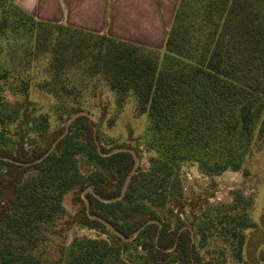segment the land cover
I'll return each instance as SVG.
<instances>
[{"label":"trees","instance_id":"16d2710c","mask_svg":"<svg viewBox=\"0 0 264 264\" xmlns=\"http://www.w3.org/2000/svg\"><path fill=\"white\" fill-rule=\"evenodd\" d=\"M17 53L24 70L36 64L42 73L36 87L53 98L60 115L90 112L84 96L94 98L103 86L115 100L112 127L131 102L137 117H147L155 153L121 200L105 203L88 192L87 212L83 192L89 187L104 199L120 196L132 154L104 156L110 150L99 145L87 116L33 148L50 128L49 115H33L29 101L11 105L0 95V190L13 188L0 223V264H244L246 230L256 228L252 200L234 191L230 205L206 204L187 228L177 213L185 204L180 165L195 161L205 176H214L229 169L248 175V166L258 163L264 151V0H180L164 53L42 21L14 0H0V83L26 98L28 84L4 65ZM74 76L79 82H70ZM69 194L82 205L80 224L108 238H74L54 257L50 244ZM97 218L126 238L150 220L159 224L124 242ZM131 249L141 254L123 257Z\"/></svg>","mask_w":264,"mask_h":264},{"label":"rangeland","instance_id":"374dc122","mask_svg":"<svg viewBox=\"0 0 264 264\" xmlns=\"http://www.w3.org/2000/svg\"><path fill=\"white\" fill-rule=\"evenodd\" d=\"M159 50L164 53V47ZM4 65L19 75V78L15 80L18 79L17 81L19 82L21 75L25 83L28 84V95L25 98L19 94H14L10 88L0 83V95L4 100L11 105H17L27 100L30 103H28V110L31 114L38 116L47 113L50 118V128L45 138L36 136V145H31L26 140V148L30 151L31 147L34 148L38 144L46 145L65 133L67 122L72 115H60L57 113L54 110L53 98L37 89L36 85L42 73L37 70L36 64L32 63L30 67L24 70L23 65L21 64L20 66V53H17L16 60L13 63L9 62ZM70 82L77 83L79 79L74 76V78L70 79ZM84 97L88 101L87 104L90 111L84 112L92 116L91 120L99 132L97 135L99 145L107 147L110 151L117 148L132 149L138 156V168L148 169L149 157L155 152L149 143L147 117H137L130 102L116 118L114 125L110 127L108 123L115 115L113 94L102 86L94 98L89 97V95ZM9 147L13 148L14 146L10 144ZM257 159L259 160L256 165L248 166V175L242 171L229 169L219 175L205 176L200 170L198 162L185 161L180 165V171L184 179L185 204L177 213H182L187 228H191V225L195 222L197 211L206 206V204L222 203L230 205L234 191L240 190L245 197L252 200L251 217L256 223V228L246 230L247 245L244 254V264H264V151L257 155ZM81 166L84 171L87 170L83 162ZM12 194L13 188L9 184H5L0 190V223L2 213L7 208L8 200ZM64 205L67 211L66 215L59 221L57 226L59 233L53 237L50 244L52 256L57 257L59 255V247L61 245H69L74 238H108V235L88 229L80 224L83 211L82 205L75 201L73 194H69L66 197ZM172 221H174V218H172ZM139 254H141L140 250L137 252L135 249H131L130 252L123 254V257L127 256V258L131 257L134 259ZM202 254L204 255L203 251Z\"/></svg>","mask_w":264,"mask_h":264},{"label":"crops","instance_id":"0c3cea01","mask_svg":"<svg viewBox=\"0 0 264 264\" xmlns=\"http://www.w3.org/2000/svg\"><path fill=\"white\" fill-rule=\"evenodd\" d=\"M36 19L162 49L180 0H14Z\"/></svg>","mask_w":264,"mask_h":264},{"label":"water","instance_id":"95a60500","mask_svg":"<svg viewBox=\"0 0 264 264\" xmlns=\"http://www.w3.org/2000/svg\"><path fill=\"white\" fill-rule=\"evenodd\" d=\"M80 116H87L89 117L90 119L92 118V116L87 113V112H84V111H81V112H77L75 113L74 115H72V117L68 120L67 122V125H66V131L64 133V135L67 133L68 131V127ZM63 135V136H64ZM62 136V137H63ZM60 137V138H62ZM59 138V139H60ZM58 139V140H59ZM58 140L55 142V144L58 142ZM53 150V148L45 155V157ZM119 152H128V153H131L133 158H134V166L130 172V174L127 176L125 182H124V185L122 187V190H121V194L119 197L117 198H114V199H104L103 197L99 196L98 194H96L93 190L92 187H89L87 188L84 192H83V198L85 199V195L88 193V192H91L93 193L100 201L102 202H105V203H110V202H115V201H118V200H121L125 195H126V192L129 188V185L132 181V177L133 175L136 173L137 171V168H138V156L136 154V152L132 149H128V148H117V149H113L111 151H109L108 153L106 154H103L104 156H110V155H113V154H116V153H119ZM85 204H86V210L87 212H89L90 210V207H89V202L85 199ZM94 218V217H92ZM99 221H101L107 228V230L109 232H111L112 234L116 235L117 237H119L120 239H122L124 242H127V241H132L134 237H136L141 230H143L145 228V226L149 225V224H152V223H158L157 221L155 220H150L148 221L143 227H141L138 231H136L133 235V238H126L123 234H121L111 223L101 219V218H97ZM159 224V223H158Z\"/></svg>","mask_w":264,"mask_h":264},{"label":"built area","instance_id":"2783aa9c","mask_svg":"<svg viewBox=\"0 0 264 264\" xmlns=\"http://www.w3.org/2000/svg\"><path fill=\"white\" fill-rule=\"evenodd\" d=\"M180 216H181V218L183 219V215H182V214H180Z\"/></svg>","mask_w":264,"mask_h":264},{"label":"flooded vegetation","instance_id":"af4514ba","mask_svg":"<svg viewBox=\"0 0 264 264\" xmlns=\"http://www.w3.org/2000/svg\"><path fill=\"white\" fill-rule=\"evenodd\" d=\"M182 214L181 212L179 213V215Z\"/></svg>","mask_w":264,"mask_h":264}]
</instances>
